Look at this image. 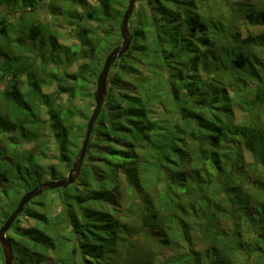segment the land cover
I'll use <instances>...</instances> for the list:
<instances>
[{"label":"trees","instance_id":"16d2710c","mask_svg":"<svg viewBox=\"0 0 264 264\" xmlns=\"http://www.w3.org/2000/svg\"><path fill=\"white\" fill-rule=\"evenodd\" d=\"M43 1L0 0L19 14L0 17V228L46 172L72 170L77 119L91 117L62 98L84 94L99 75L89 60L122 40V13L98 0V27L70 16L73 51L36 22ZM253 1L144 0L75 184L33 199L7 232L14 264H264V0ZM29 42L49 45L43 64L88 61L45 74L24 60ZM49 134L59 166L43 164Z\"/></svg>","mask_w":264,"mask_h":264},{"label":"rangeland","instance_id":"374dc122","mask_svg":"<svg viewBox=\"0 0 264 264\" xmlns=\"http://www.w3.org/2000/svg\"><path fill=\"white\" fill-rule=\"evenodd\" d=\"M257 1L258 0H254L253 2H257ZM128 2H129V0H108L110 9L114 14H116V11H120V13H122V14H119V16L121 15V21H122V17L124 15V12L126 11V9L128 7ZM144 3H145L144 0L143 1L138 0L136 3L135 11H138V8L140 7V5H142ZM98 9H99V1L98 0H81L80 2H76V1L72 2L71 0H44L43 3H41L40 6H38V9L36 10V12H32V13H34V18H35L37 23L46 24L50 31H52L53 33L58 35L59 42L61 44H63L64 46H66L68 48L71 47L73 51H81L82 50V44L79 41L78 35L76 32L78 29L77 24H79L80 21L78 19H75L74 17H70V16L74 15L75 12H78L81 14L85 13L87 16L92 15V18L87 17L84 20V22H86L85 24H87L88 27L93 26V28L94 27L96 28L99 25L97 19L95 18V13ZM14 11H15V9H13V7L9 4L0 5V17H3L4 14L6 13L9 21H17V18H19V14L17 16L16 15L17 13H15ZM135 11H134V13H135ZM70 12H72V14H69ZM132 19L134 20L135 18L131 17L130 20H132ZM21 26H22V24H21ZM120 26L114 32L116 35L118 32L120 33ZM16 28H18V26H16ZM248 29L250 31H253V32H259L261 30L260 27H255L252 25L249 26ZM99 31H101V29H99ZM121 39H122V37H121ZM122 42H123V40H121V42L117 43V44L120 45ZM117 44H116V46H114L115 44H113L112 47H109L110 48L109 50L106 49V47L102 48V50H99L97 52L98 58L94 59V61L89 60V62H91V63L94 62L97 64V66H94L93 69L98 70L99 71L98 74L101 72L100 70H102V67L104 65V61H105L106 57L114 48H116L118 46ZM34 45L35 44L33 42H29V46L33 50V53H28V52L24 53V60H30L32 66L39 67V68L42 65L46 64L45 65L46 67H44L46 70L44 72L45 74H48L49 72H53V71L55 73H60L63 71L64 68H66L68 73H73L77 70L78 65H80L81 63H83L85 61H88V60H81L78 63H73L71 66H68L66 64V66L62 65L59 67L55 66L51 62V60H50V63L43 64V62H45L44 61L45 58L46 59L54 58L52 53L49 52L50 47L47 44L44 46V48H40L39 44H38V47L34 48ZM101 47H103V44L101 45ZM101 62H102V64L100 65L101 67H99V63H101ZM112 74H113V71H110L109 77H108V83H109V79H110ZM97 78H98V76L96 77L95 81L91 80V82L86 86V90H85L84 94L76 97L75 100L69 102L67 100V97L63 96V98H62L63 107L66 109H68V108L77 109V108L81 107L83 114L87 115L88 117H91L94 110H95V107H96L95 99H94V97L91 96V94L92 93L94 94L96 91ZM108 87H109V84H108ZM55 89H56V86L54 85L50 89L44 88V91H46V93L47 92L50 93V92L55 91ZM42 116L44 119H47L45 107L42 109ZM89 121L90 120H86L83 117H80L77 119V123L81 127V130L79 133L80 136L71 139L72 143L74 144V147H70L72 149V152L76 153V156H74V158H73L74 162L79 157V153L81 151V148H82V145H83V142L85 139V135H86V131H87ZM50 136H51V134H49L48 139ZM59 158H60V151L56 145V142L53 140V138L50 137L49 150L47 151V155L43 161V164L45 165V167H48L50 165L59 166L60 165ZM59 171H63L64 176H65L63 179H66L68 174H69L68 170H64L62 168H59ZM59 180H61V179H59ZM49 181H54V180H51L49 178L47 172H46V174H44V176L42 178V182L46 183ZM26 192H28V191H25L24 193H22V190H20L18 188V195L13 196L11 200L18 199L20 193H22L21 196L23 197V195ZM21 196H20V200L22 198ZM9 202L10 201L8 199L4 200L2 207H6V205H8ZM59 202L60 201L57 200V203H59ZM31 223H32L31 221L23 222V224L25 226L30 225ZM0 264H5V261L1 258V255H0Z\"/></svg>","mask_w":264,"mask_h":264},{"label":"water","instance_id":"95a60500","mask_svg":"<svg viewBox=\"0 0 264 264\" xmlns=\"http://www.w3.org/2000/svg\"><path fill=\"white\" fill-rule=\"evenodd\" d=\"M137 1L138 0H129L128 7L124 12L120 26V34L123 42L108 54V56L104 61L103 68L98 75L96 82V91L94 93L96 107L88 123L87 131L80 151V155L76 159L72 170L69 172L66 179L49 181L43 183L41 186L37 188H34L26 192L19 201L14 212L10 215V217L5 221V223L0 228V246L3 251L5 264H14L13 244L11 240L7 237V232L12 228L17 218L23 213L25 207L33 199L39 197L48 189L54 190L60 188H67L70 185L75 184L77 177L80 173L81 166L84 162L87 148L89 146L95 124L97 122V119L99 118V115L102 111V108L104 106V103L108 95V89H109L108 77L111 68L116 61L120 60L126 54V52L129 50L131 46L132 36L129 29V22L135 11Z\"/></svg>","mask_w":264,"mask_h":264}]
</instances>
